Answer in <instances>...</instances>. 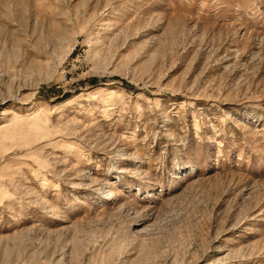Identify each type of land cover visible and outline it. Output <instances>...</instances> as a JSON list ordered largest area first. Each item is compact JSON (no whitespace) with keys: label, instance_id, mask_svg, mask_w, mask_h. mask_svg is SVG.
<instances>
[{"label":"rangeland","instance_id":"obj_1","mask_svg":"<svg viewBox=\"0 0 264 264\" xmlns=\"http://www.w3.org/2000/svg\"><path fill=\"white\" fill-rule=\"evenodd\" d=\"M0 264H264V0H0Z\"/></svg>","mask_w":264,"mask_h":264}]
</instances>
